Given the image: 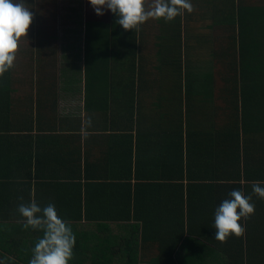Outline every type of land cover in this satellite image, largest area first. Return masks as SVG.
I'll return each mask as SVG.
<instances>
[{"label":"crops","instance_id":"0c3cea01","mask_svg":"<svg viewBox=\"0 0 264 264\" xmlns=\"http://www.w3.org/2000/svg\"><path fill=\"white\" fill-rule=\"evenodd\" d=\"M185 14L182 28L188 26ZM140 37L137 44L144 59L143 74L124 65L102 85L90 88L82 84L81 67L40 71L37 41L29 42L24 37L18 41L13 67L0 77V254L24 250L23 243L35 244L42 237L41 231L31 228L24 233V221L17 211L19 204L35 199L42 208L54 203L59 217L71 224L76 242H80L76 246L78 255L108 248L121 252L126 247L124 240L134 237L136 227L140 228L141 239V232L147 234V250L154 255L157 248L151 243L159 239L161 231L169 229L173 220L169 201L174 190H179V183L187 194L190 173L196 179L197 201L208 204V211L202 210L204 215L198 222V229L206 227V239L200 240L205 247L191 252L196 253L197 262L193 254L179 248L167 264H264V200L253 195L255 212L240 221L245 229L241 236L232 235L220 242L215 240L213 227L221 200L230 199L234 190L251 194V182H264V174L242 182L220 181L223 170L219 163L215 166L213 157L203 155L202 148L197 156L189 153L190 143L195 142L190 134L214 132L222 121L220 88L204 82L196 95L183 99L181 111H172L173 88L165 84V75L159 79L162 61L156 58L162 60L163 54L154 47L158 40ZM73 40L69 54L74 55L75 62L82 60L85 64L87 43L82 38ZM216 43L215 49L219 48ZM151 44L153 49L148 52L146 46ZM105 46H110L112 54L113 40ZM180 47L183 61H188L186 39H181ZM60 48L65 52L64 46ZM202 53L208 56L211 52ZM147 60L155 68L152 75L147 72ZM134 78L136 85H131ZM143 82L145 88L139 85ZM252 94L248 113L255 119L249 117L248 123L257 126L252 143L263 147V164L264 87H256ZM199 138L197 134L196 140ZM174 150L183 156V164L181 158L175 165L168 160ZM251 163L256 164V159ZM181 173L182 180L173 181ZM210 213L213 215L205 216ZM104 238L109 239L110 246Z\"/></svg>","mask_w":264,"mask_h":264},{"label":"trees","instance_id":"16d2710c","mask_svg":"<svg viewBox=\"0 0 264 264\" xmlns=\"http://www.w3.org/2000/svg\"><path fill=\"white\" fill-rule=\"evenodd\" d=\"M196 2L200 3L199 7L201 11H204L203 14L207 17L206 19L209 20L211 17L213 21H211L209 26L211 29H216V27L220 28L224 25L229 26L226 43L229 39H232V43L235 40L236 42L239 41L243 49L244 46L251 47L254 45L257 48L263 46L264 0H261L258 5L254 6L250 3L251 0H222V6H219L221 0H196ZM38 15L41 20V25L37 31L38 37L36 39L39 55V70L43 72H48L54 68L57 70V66L60 63V36L58 30H56L57 6L49 10L47 14L45 9L39 8ZM185 17L188 24L186 31L188 33L195 32L196 29L192 22L194 21V17L187 11ZM181 18H183L182 15L174 21L172 20L171 23L175 28L174 34L176 38H182L183 23ZM43 19L45 22L42 21ZM111 19L113 40L112 54H110V46H105V42L104 44H93L87 38V58L85 66L88 79L87 86L89 88L91 86L102 85L104 80L110 79L112 72L123 70L124 65L128 66L129 69L133 68L135 72L140 71V74L144 72V59L140 57L139 53L137 54V41L141 31L140 26L139 31L135 29L124 30L116 23L117 16L111 13ZM46 20L48 23H46ZM96 30L98 35L102 37V32L99 31V25H97ZM237 33H240V35L235 36ZM251 35L254 39L251 38ZM261 38L262 45H260ZM253 40L255 42H253ZM180 48L179 46L178 54L170 58H165L160 65L161 69H163L165 61L168 59L174 60V65L168 64L167 68L162 70V72L168 71V75L166 76L167 82L164 80L165 84L171 85L173 88L171 90L172 98L170 100L173 104L172 111L174 108L177 112H179V110L181 111L184 105L183 99H188L189 97L191 98L192 95H196L197 93H195V91L199 88H203L202 86H205V83L210 81V75L206 70L212 67L214 68L215 64L216 71L219 69V72L216 75L214 74L213 77L215 80L216 78L219 80L220 85H218V87L220 88L221 107L224 109L222 121L214 127V132L202 130V132L194 131L190 134L195 142L190 143L189 153H191L192 156H197L200 148H202L203 155L208 158L213 157L215 159V166L219 163V167L223 170L220 181L242 182L244 179L252 180L255 175H263L264 163L261 164L260 162V150H263V147L257 142L252 143L257 126H251L248 123L249 117L255 119L253 115L248 113V109L251 105L250 100L254 96L252 94L253 91L255 92L256 87H263L258 85L260 81H256L258 79H264V71L260 72V70L263 69V65L259 67V63L251 61V59L246 56L245 52L241 55V59H232L230 58V52H233V49L230 50L228 46L223 45L213 50L208 56L204 53V56L207 57L209 62H203L202 64L204 65L202 68L199 63L191 66L189 58L194 52L190 51L187 57L188 61H183V54ZM130 56L133 57L130 58ZM258 59L259 57L256 61H258ZM125 60L130 61V63L128 64ZM220 64L225 66L222 71H220ZM161 83V85H163V82ZM212 83L213 78L210 86H207L212 88ZM145 84V82L139 83L140 87L147 86ZM200 84L201 86H199ZM131 85H136L135 78L132 79ZM184 89H186V93H183ZM171 118L172 117L169 119ZM210 133H212L211 135H213L214 138L209 135ZM197 134L202 138L196 140ZM208 148H211L210 150L213 151H208ZM182 149L183 145L181 144L180 150ZM177 153L178 151L176 150L170 153V159L168 160H171L175 165L177 160L181 158L183 164V156L180 157ZM251 159H256L257 163L252 164ZM172 168H174V166H172ZM255 169L258 171L255 172ZM188 176L191 180L187 186V194L184 193V185H182V189L179 183L177 185L179 190H174V197L169 201V212L171 213V218H173L169 224V229L164 233L161 231L159 239L151 243L152 247L155 245L154 248H157L158 253H154V255L157 253L156 260H154V251L151 253V251H148L149 249L147 250L149 244L146 240L147 234L145 235L141 232L142 238L145 240L141 239L139 237L140 228L136 227L133 233L134 237L130 240H124L126 247L122 248L121 252H114L108 248L96 252L95 254L81 252L78 255L77 252L79 250L76 246H79L80 242H76L73 249L74 257L69 261V264H167L173 261L175 251L179 248H185L189 255L193 254L191 252L201 251L205 246L200 240H204L205 238L203 229H206V227L198 229V222L200 216L204 215V211L202 212V210L208 209V204H199L196 199V184L193 183L196 180L195 176L190 173H188ZM217 176L218 174L213 178L215 179ZM182 178L183 173L175 176L173 181H180ZM204 188L205 186H203V189ZM221 193L224 194L225 191L221 190ZM223 201L224 200H221V202ZM212 215L213 214L210 213L205 216ZM21 228L22 227H20V230ZM14 232L19 233L20 231ZM24 233H27L26 228ZM104 242L110 246L109 239L104 238ZM30 243L27 246L25 243L22 244V247L25 248L24 250H18L11 254H0V261H3V264H29V260L32 257V249L36 244ZM192 257L195 259L194 261L197 262L196 253H194Z\"/></svg>","mask_w":264,"mask_h":264},{"label":"clouds","instance_id":"9594fccd","mask_svg":"<svg viewBox=\"0 0 264 264\" xmlns=\"http://www.w3.org/2000/svg\"><path fill=\"white\" fill-rule=\"evenodd\" d=\"M97 16H103L104 10L117 16L116 23L124 30L139 31V26L150 18L164 19L165 22L194 11L191 0H153L146 9L145 0H88ZM33 20V13L25 0H0V77L13 67L18 50V41L27 36ZM264 182L252 181V193L230 192V199H225L215 210V240L224 242L232 235L244 233L240 223L250 218L255 212L253 195L264 200ZM23 199L22 197L20 198ZM239 210V211H238ZM23 218L24 227L43 233L32 249L29 264H69L74 257L76 237L71 224L60 218L54 203L43 208L35 199L30 203H21L17 209ZM10 259V258H9ZM3 264V261H0Z\"/></svg>","mask_w":264,"mask_h":264},{"label":"rangeland","instance_id":"374dc122","mask_svg":"<svg viewBox=\"0 0 264 264\" xmlns=\"http://www.w3.org/2000/svg\"><path fill=\"white\" fill-rule=\"evenodd\" d=\"M226 1V0H225ZM25 3L29 5L30 10L33 13V20L32 23L28 29L27 36L24 38H30V41L37 39V31L40 27L41 20L39 19V8L45 9L46 14L49 12V10H52L53 8H56L57 6V25L56 30H58V34L60 36L59 45L64 46L65 52L60 48V63L56 68L53 69V71L56 70V72H59V70H67L71 68H78L81 67L82 73L84 78H82L83 85L85 81V78L87 79V73H86V66H84V62L76 61L75 57L72 54H69V49L72 44H74L75 40L73 39H80L82 38V41L86 44L87 38L90 40L93 44H102V43H108L111 42L112 39V19H111V11L104 10L105 14L103 16H97L94 12L93 7L89 4L88 0H25ZM54 3V4H52ZM153 3V0H145V8L148 9ZM191 3L194 6V11L191 12V16L194 17V22L196 28L199 29V31L188 33L186 31V28L182 29V38H176L175 36V28L171 25L172 21L165 22L164 19H159L157 21V24L159 27H157L156 22L154 19L150 18L147 20L144 24L140 25V38H143L146 41H152L154 39H157L156 51L158 52L161 50L163 56L162 60L160 58L159 61H164L165 58H170L171 56H174L179 53V46L181 39L187 40V49L188 53L194 52L193 55L190 56L189 62L192 65H197V63L200 64L201 68L204 63L209 62L207 60V57L204 56V53L202 51H209L212 52L215 50V46L217 45L216 42H218L219 46L226 45L229 47L230 50L233 49V52H230V58L232 59H241V55L246 54L248 58L251 59L253 62H258L259 67L263 65V69L260 70V72L264 71V47L261 46L260 48H257L256 46L246 47L240 44V42L233 41L232 39L227 40L226 43V36L229 32V26L224 25L223 27H216V29H211L210 23L212 21L211 17L209 20H207L204 16V11H201L200 3L196 2V0H191ZM253 6L258 5L259 0H251L250 2ZM219 6H222V0L219 3ZM183 12H186V10H183ZM180 16H177L175 19H177ZM173 20V21H174ZM42 21L45 22L43 19ZM199 22V23H197ZM213 22V21H212ZM36 23V24H35ZM46 23L47 20H46ZM99 25L100 32H102V37H100L97 33L96 27ZM255 34L254 32H252ZM233 35V34H232ZM240 33L235 34V36H239ZM257 37V36H256ZM251 38L254 39L251 35ZM26 39V40H27ZM253 42H255L253 40ZM147 43V42H146ZM153 43V42H152ZM232 44V45H230ZM139 44L137 45V54L139 53ZM61 49V50H60ZM147 51H151L153 49V45L146 46ZM155 50V49H154ZM153 50V51H154ZM256 51V53H255ZM81 52V51H80ZM187 53V57H188ZM63 54V55H62ZM146 54H148L146 52ZM257 54V55H256ZM259 57L258 61L257 58ZM133 56H130V58ZM221 57V55H220ZM128 64L130 61L125 60ZM174 60H167L163 64V69L167 68L168 64H173ZM160 64V63H159ZM165 65V66H164ZM174 65V64H173ZM227 65V64H226ZM153 63L150 60H147L146 62V69L147 72L151 75L155 73V68L152 69ZM190 66V71H191ZM225 68L224 65L220 64V71ZM162 69V70H163ZM212 67L211 69H207L208 74L210 75V82H212L213 78V85H220L219 80L213 77L214 72L215 75L219 72V69L217 71ZM85 71V72H84ZM159 72L161 69L159 68ZM86 75V76H85ZM168 75V71H164L162 74L159 75V79H161L163 76ZM212 75V76H211ZM247 78V77H246ZM88 81V79H87ZM209 81V80H208ZM256 81L259 82V86L264 87V79H258ZM93 83V82H92ZM159 84V83H158ZM158 84H155V86H158ZM201 86V84L199 85ZM224 107V105H223ZM181 109V108H180Z\"/></svg>","mask_w":264,"mask_h":264}]
</instances>
